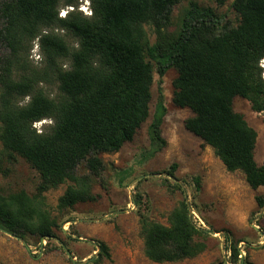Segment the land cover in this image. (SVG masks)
Instances as JSON below:
<instances>
[{
  "label": "trees",
  "instance_id": "16d2710c",
  "mask_svg": "<svg viewBox=\"0 0 264 264\" xmlns=\"http://www.w3.org/2000/svg\"><path fill=\"white\" fill-rule=\"evenodd\" d=\"M181 1L89 0L86 16L78 9L82 0H0L1 154L8 161L20 157L39 175L33 196L0 195L1 231L24 240L56 239L59 226L44 194L61 185L68 184L58 212L96 202L92 184L105 168L101 155L133 141L150 116L154 75L162 79L170 69L177 71L172 102L192 113L184 128L213 150L227 172L242 173L252 191L264 188V163L254 158L258 134L233 108L239 97L264 114V0H232L236 25L190 4L178 30L168 33L171 9ZM68 7L73 10L59 16ZM34 45L38 64L31 59ZM165 115L159 91L146 158L166 147ZM46 120L51 123L40 131L34 127ZM82 164L87 175L77 174ZM195 188L199 192L198 178ZM177 189L182 200L167 225L139 217L144 255L155 264L192 259L207 249L210 232L197 225ZM255 202L264 208L263 196ZM238 244L226 238L227 264H249L240 261ZM98 247V258L107 257L106 246Z\"/></svg>",
  "mask_w": 264,
  "mask_h": 264
},
{
  "label": "rangeland",
  "instance_id": "374dc122",
  "mask_svg": "<svg viewBox=\"0 0 264 264\" xmlns=\"http://www.w3.org/2000/svg\"><path fill=\"white\" fill-rule=\"evenodd\" d=\"M190 4L211 9L222 23L238 24L232 0L222 6L211 0H182L171 9L168 33L178 30ZM69 8L61 9L59 16L63 17ZM145 29L150 42L154 43L153 28L147 25ZM4 53V49H0V55ZM37 55L38 49L34 45L31 51L34 64L39 62ZM176 77L174 69L168 70L162 79L154 75L148 120L120 152L101 155L105 168L92 184L98 200L58 212V199L68 184L48 191L44 194L45 202L58 223L57 238L48 241L26 236L23 244L0 231V264H155L144 255L139 217L167 225L169 213L182 200L177 186L184 191L195 222L208 230L210 236L207 249L200 255L165 264H227L226 238L237 244L242 242L239 245L241 262L264 264V208L258 209L255 202L256 195L264 197V188L252 191L242 173L227 172L213 150L184 128V121L192 113L172 102ZM159 91L166 108L161 126L166 147L154 157L146 158L148 126ZM245 104L247 107L237 102L234 106L256 130L258 153L264 155V114L252 112L248 103ZM50 123L49 120L42 121L36 129L40 131ZM1 150L0 143V195L20 191L29 196L36 194L38 173L20 157L6 160ZM173 165H176L174 178H170L168 172ZM77 174H88L84 164ZM196 178L200 183L199 192L195 188ZM100 243L106 246L107 257L98 258Z\"/></svg>",
  "mask_w": 264,
  "mask_h": 264
},
{
  "label": "crops",
  "instance_id": "0c3cea01",
  "mask_svg": "<svg viewBox=\"0 0 264 264\" xmlns=\"http://www.w3.org/2000/svg\"><path fill=\"white\" fill-rule=\"evenodd\" d=\"M237 98H239V97H237ZM237 98H235V100H234V104L237 102V103H240V104H242L243 106L247 107L246 104H245V102H246V103H248V102H247L246 100H244V99H242V98H240V100H236ZM234 104H233V108H234V110H235L236 112L242 114L241 111H239V110H237V109L235 108ZM248 105H249V103H248ZM249 106H250V105H249ZM245 109H246V108H245ZM250 109H251V108H250ZM242 115H243V114H242ZM254 158H255V161H256V163H257L258 165H262V164L264 163V155H261L260 153H258V137H257V143H256V147H255V152H254Z\"/></svg>",
  "mask_w": 264,
  "mask_h": 264
},
{
  "label": "built area",
  "instance_id": "2783aa9c",
  "mask_svg": "<svg viewBox=\"0 0 264 264\" xmlns=\"http://www.w3.org/2000/svg\"><path fill=\"white\" fill-rule=\"evenodd\" d=\"M84 15H86V16H90L91 15V9L89 8V0H84V1H82V3H80V5H79V8H78ZM69 10H73V8H69ZM37 57V59H39V56L37 55L36 56ZM263 68H264V61H263ZM39 123H36L35 125H34V127L35 128H37V125H38ZM242 243V242H241ZM241 243H239L238 244V249H239V245L241 244ZM229 254V253H228ZM241 251H240V249H239V259H241Z\"/></svg>",
  "mask_w": 264,
  "mask_h": 264
},
{
  "label": "water",
  "instance_id": "95a60500",
  "mask_svg": "<svg viewBox=\"0 0 264 264\" xmlns=\"http://www.w3.org/2000/svg\"><path fill=\"white\" fill-rule=\"evenodd\" d=\"M1 231V230H0ZM3 232V231H2ZM10 237L20 240L21 243L25 244V241L21 238H17L14 235L8 234ZM43 240V239H42Z\"/></svg>",
  "mask_w": 264,
  "mask_h": 264
}]
</instances>
